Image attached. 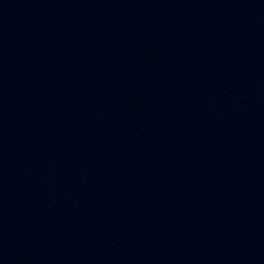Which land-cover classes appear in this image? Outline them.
Here are the masks:
<instances>
[{"label":"water","instance_id":"obj_1","mask_svg":"<svg viewBox=\"0 0 264 264\" xmlns=\"http://www.w3.org/2000/svg\"><path fill=\"white\" fill-rule=\"evenodd\" d=\"M0 264H264V0H0Z\"/></svg>","mask_w":264,"mask_h":264}]
</instances>
